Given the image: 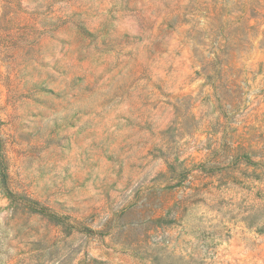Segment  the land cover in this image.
Wrapping results in <instances>:
<instances>
[{"label": "rangeland", "instance_id": "1", "mask_svg": "<svg viewBox=\"0 0 264 264\" xmlns=\"http://www.w3.org/2000/svg\"><path fill=\"white\" fill-rule=\"evenodd\" d=\"M0 264H264V0H0Z\"/></svg>", "mask_w": 264, "mask_h": 264}]
</instances>
